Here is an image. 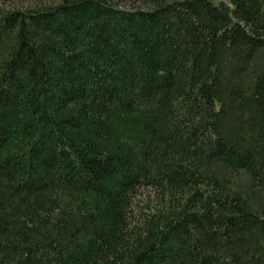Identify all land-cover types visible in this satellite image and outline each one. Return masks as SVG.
Wrapping results in <instances>:
<instances>
[{
    "label": "trees",
    "instance_id": "obj_1",
    "mask_svg": "<svg viewBox=\"0 0 264 264\" xmlns=\"http://www.w3.org/2000/svg\"><path fill=\"white\" fill-rule=\"evenodd\" d=\"M0 7V264H264V0Z\"/></svg>",
    "mask_w": 264,
    "mask_h": 264
},
{
    "label": "rangeland",
    "instance_id": "obj_2",
    "mask_svg": "<svg viewBox=\"0 0 264 264\" xmlns=\"http://www.w3.org/2000/svg\"><path fill=\"white\" fill-rule=\"evenodd\" d=\"M28 1L34 2L36 0H28ZM26 4L27 2L23 0H0V7L3 8L24 7Z\"/></svg>",
    "mask_w": 264,
    "mask_h": 264
}]
</instances>
